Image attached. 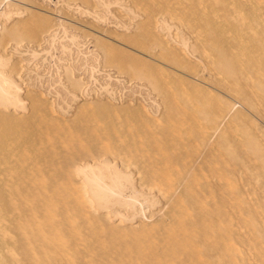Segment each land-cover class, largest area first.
I'll use <instances>...</instances> for the list:
<instances>
[{"label":"bare ground","instance_id":"obj_1","mask_svg":"<svg viewBox=\"0 0 264 264\" xmlns=\"http://www.w3.org/2000/svg\"><path fill=\"white\" fill-rule=\"evenodd\" d=\"M0 264H264V0H0Z\"/></svg>","mask_w":264,"mask_h":264}]
</instances>
